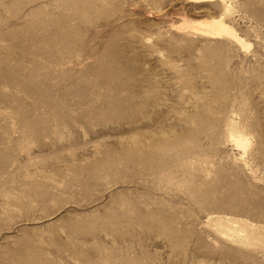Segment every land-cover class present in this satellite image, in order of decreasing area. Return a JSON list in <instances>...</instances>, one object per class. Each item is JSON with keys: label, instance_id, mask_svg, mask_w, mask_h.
<instances>
[{"label": "rangeland", "instance_id": "obj_1", "mask_svg": "<svg viewBox=\"0 0 264 264\" xmlns=\"http://www.w3.org/2000/svg\"><path fill=\"white\" fill-rule=\"evenodd\" d=\"M0 264H264V0H0Z\"/></svg>", "mask_w": 264, "mask_h": 264}, {"label": "bare ground", "instance_id": "obj_2", "mask_svg": "<svg viewBox=\"0 0 264 264\" xmlns=\"http://www.w3.org/2000/svg\"><path fill=\"white\" fill-rule=\"evenodd\" d=\"M231 12V6L229 4H225L223 13L219 16L200 18L197 19L196 22L185 20L183 24L186 28L197 30L206 36H226L232 38L233 40L238 42V44L244 46L243 39L238 35L236 30L224 19V17Z\"/></svg>", "mask_w": 264, "mask_h": 264}]
</instances>
